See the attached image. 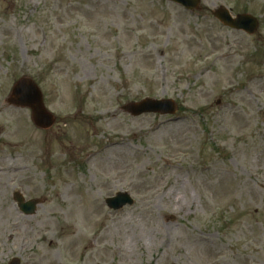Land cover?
I'll return each instance as SVG.
<instances>
[{"label":"rangeland","instance_id":"obj_1","mask_svg":"<svg viewBox=\"0 0 264 264\" xmlns=\"http://www.w3.org/2000/svg\"><path fill=\"white\" fill-rule=\"evenodd\" d=\"M221 5L258 31L224 26ZM21 77L51 128L9 102ZM146 97L178 111H124ZM119 191L135 203L112 210ZM14 257L264 264V0H0V264Z\"/></svg>","mask_w":264,"mask_h":264},{"label":"water","instance_id":"obj_2","mask_svg":"<svg viewBox=\"0 0 264 264\" xmlns=\"http://www.w3.org/2000/svg\"><path fill=\"white\" fill-rule=\"evenodd\" d=\"M183 4L187 8L199 7V0H173ZM214 15L224 22L226 25L243 29L250 34L257 31L258 19L250 14H238L233 17L230 11L221 6L214 11ZM9 102L22 107H29L32 111V119L35 125L42 129H48L56 122V117L51 113L44 103L43 93L38 84L30 77H21L13 86ZM178 105L172 99H155L145 98L139 102H130L124 106V109L133 115H141L143 113H161L173 114L177 111ZM16 200L19 202L20 208L26 214H33L40 203L37 199L24 201V197L20 193L15 194ZM107 205L118 210L126 205H132L134 199L128 192H118L115 196L106 199ZM10 264H20L18 258H14Z\"/></svg>","mask_w":264,"mask_h":264}]
</instances>
